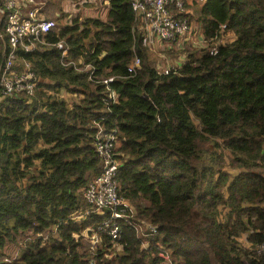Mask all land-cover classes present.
I'll return each mask as SVG.
<instances>
[{
  "label": "trees",
  "instance_id": "16d2710c",
  "mask_svg": "<svg viewBox=\"0 0 264 264\" xmlns=\"http://www.w3.org/2000/svg\"><path fill=\"white\" fill-rule=\"evenodd\" d=\"M104 1V19L63 11L45 44L17 50L15 68L27 61L41 81L0 102V264H264V0H204L199 29L225 40L167 73L141 44L133 0ZM4 25L0 13V68ZM100 128L116 137L118 193L134 208L115 238L99 229L107 214L74 217L101 173Z\"/></svg>",
  "mask_w": 264,
  "mask_h": 264
},
{
  "label": "built area",
  "instance_id": "2783aa9c",
  "mask_svg": "<svg viewBox=\"0 0 264 264\" xmlns=\"http://www.w3.org/2000/svg\"><path fill=\"white\" fill-rule=\"evenodd\" d=\"M192 0H133L135 29L141 34V44L151 52L172 51L171 49L187 51L194 47L208 48L210 53H215L217 44L206 39L199 29L196 30L190 22L186 3ZM42 3L38 0H0V13H5L4 34L7 42L4 48L3 65L0 68V102L6 97L15 96L24 92L32 95L40 77L37 76L27 61L22 68L16 66L17 50L24 52L33 51L46 43V36L55 30L56 22L51 18H45L41 12ZM220 40V39H219ZM214 41V39H213ZM61 50L62 56L66 54L64 40L54 43ZM185 54H183L184 61ZM141 59L138 55L132 57L127 65V72L135 74L139 68ZM63 64L73 65L77 71L88 69L79 60L78 63L69 60ZM158 72L167 73L173 66H156ZM91 68V67H90ZM88 71V70H87ZM89 78L101 81L106 85L113 80V76H94L89 73ZM108 89L107 99L117 102L118 94L111 88ZM96 152L102 162L101 173L93 178L83 189L82 195L90 205L87 211H77L76 219L84 214L95 213L107 214L100 224L99 229L107 232L112 238L119 233V219H127L134 214L133 206L118 193V182L116 172L119 160L116 152L118 143L113 133H104L100 128L94 138ZM92 231V244L98 241V233L94 228ZM259 252H264V242L257 246ZM164 258L162 263L170 264L168 256L161 254Z\"/></svg>",
  "mask_w": 264,
  "mask_h": 264
},
{
  "label": "rangeland",
  "instance_id": "374dc122",
  "mask_svg": "<svg viewBox=\"0 0 264 264\" xmlns=\"http://www.w3.org/2000/svg\"><path fill=\"white\" fill-rule=\"evenodd\" d=\"M44 4V9L50 10V15L48 18L55 19L57 15H60L63 11L69 14V17L80 13L81 17L85 16H98L100 18H105L106 5L104 0H38ZM204 0H192L191 4L186 3V8H190L192 14H188L190 22L193 24L194 28L198 29V24L196 22V16L201 3ZM45 9V11H46ZM66 20H63L64 22ZM171 52L163 51L160 49L159 52H151L149 57H151L152 65L156 66H178L182 63L183 54L185 51L171 49ZM162 53V54H161ZM65 95V93L63 94ZM66 96V95H65Z\"/></svg>",
  "mask_w": 264,
  "mask_h": 264
},
{
  "label": "crops",
  "instance_id": "0c3cea01",
  "mask_svg": "<svg viewBox=\"0 0 264 264\" xmlns=\"http://www.w3.org/2000/svg\"><path fill=\"white\" fill-rule=\"evenodd\" d=\"M104 3H106L107 4V1H104ZM191 4V3H190ZM189 4V5H190ZM187 11H188V13L187 14H192V12H191V9L190 8H187ZM225 36H222L221 37V39L220 40H217L215 43L216 44H218V43H220V42H223L224 40H225ZM168 52V51H167ZM162 54V53H161ZM167 66H169V65H167ZM172 66V65H171ZM162 264H166V263H162Z\"/></svg>",
  "mask_w": 264,
  "mask_h": 264
}]
</instances>
